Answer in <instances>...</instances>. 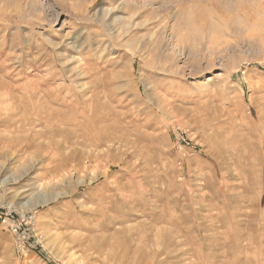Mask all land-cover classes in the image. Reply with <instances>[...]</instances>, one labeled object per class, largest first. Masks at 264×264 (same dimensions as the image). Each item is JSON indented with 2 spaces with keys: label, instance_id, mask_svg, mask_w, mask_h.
I'll list each match as a JSON object with an SVG mask.
<instances>
[{
  "label": "rangeland",
  "instance_id": "1",
  "mask_svg": "<svg viewBox=\"0 0 264 264\" xmlns=\"http://www.w3.org/2000/svg\"><path fill=\"white\" fill-rule=\"evenodd\" d=\"M30 123L0 264H264V0H0V142Z\"/></svg>",
  "mask_w": 264,
  "mask_h": 264
},
{
  "label": "bare ground",
  "instance_id": "2",
  "mask_svg": "<svg viewBox=\"0 0 264 264\" xmlns=\"http://www.w3.org/2000/svg\"><path fill=\"white\" fill-rule=\"evenodd\" d=\"M24 20V19H23ZM183 39V38H182ZM180 40V39H179ZM165 46V45H164ZM156 47H157V45H156ZM157 49H158V47H157ZM186 49V48H185ZM162 51V50H161ZM158 54V53H157ZM161 55V54H160ZM153 58V57H152ZM160 58H162V57H159V59ZM154 59V58H153ZM154 62V61H153ZM155 63V62H154ZM158 63V62H157ZM159 65V64H158ZM161 66V65H160ZM163 68V67H162ZM162 70V69H161ZM175 71V70H174ZM115 78H117V75H115L114 76ZM42 122V121H41ZM12 125V124H11ZM16 125V124H15ZM33 124L32 123H30L29 124V127H28V129L27 128H24V129H22V130H24L25 131V134L26 135H23L21 138H8L7 139V141H5L6 143L3 145V143H1L0 142V150H2V149H7V150H12V149H14V152H16V150H19V149H21V146L22 145H27L28 147L29 146H33V144L36 142L35 141V139H37L38 137V133L36 132V131H33V127L34 126H32ZM59 130V129H58ZM28 134H30L29 136H28ZM37 136H36V135ZM11 135V134H10ZM35 135V136H34ZM11 137V136H10ZM4 139H6V137L4 138ZM2 141V140H1ZM3 142V141H2ZM26 146V147H27ZM27 147V148H28ZM23 151H25V149H23ZM77 228V227H76ZM52 243H53V246L57 249V251H58V253H64V252H69L70 250H71V248H68V246L66 247V245L65 246H63L62 244H60L59 242H58V240L57 239H54L53 241H52ZM70 247V246H69ZM54 249V248H53ZM255 251V250H254ZM255 253V252H254Z\"/></svg>",
  "mask_w": 264,
  "mask_h": 264
}]
</instances>
